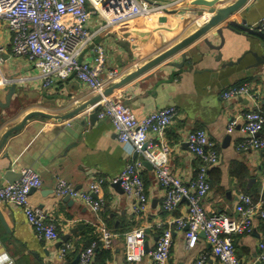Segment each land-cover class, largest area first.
<instances>
[{
  "label": "crops",
  "instance_id": "crops-1",
  "mask_svg": "<svg viewBox=\"0 0 264 264\" xmlns=\"http://www.w3.org/2000/svg\"><path fill=\"white\" fill-rule=\"evenodd\" d=\"M234 1L182 0L169 11L157 9L111 30H100L102 18L92 16L86 26L94 35L80 51L78 60L91 61V47L95 44L104 48L105 67L101 78L106 89L193 33L211 15L208 7H223ZM166 2L156 0L153 4ZM229 19L238 23L244 20L249 27L257 25L264 19V0H248ZM225 23L217 27L222 28ZM214 30L205 37L219 49H210L203 42L204 38H200L180 52L187 55L182 68L168 65L169 61H180L178 53L108 96L128 106L136 117L167 106L176 107L177 115L166 128L164 140L170 147L169 170L185 184L191 181L198 167V160L188 151L186 133L204 130L217 149L219 160L208 169L212 185L203 199V206L208 214L225 213L239 217L235 211L238 195L242 192L251 196L260 193L264 156L256 149L240 147L244 138L241 125L245 114L254 110L255 102L246 96L224 99L222 92L231 86L249 83L255 91L258 107L263 108L264 63L258 67L251 66L255 62L251 49L260 53L253 35L240 29L222 28L221 42ZM121 36L130 40H123ZM0 39L5 47L0 64L2 104L10 87L15 88L9 104L0 105V137L27 113L61 115L97 95L73 76L43 86L42 77L27 59L12 54L9 32L2 23ZM218 53H221L220 58ZM112 68L119 69L120 75L110 82L106 75ZM95 108L96 118L90 122L88 113ZM100 108L97 101L63 121L35 115L7 138L0 152V185L7 183L3 173L9 166L17 171L30 167L39 173L41 186L29 193V202L54 221L59 238L52 241L39 239L23 211L2 202L0 215L4 224L0 221V264H61L63 260L59 257V250L62 237H68L67 242L73 245L65 258L67 264H73L78 252L86 245L87 237L83 233L103 224L114 233L111 258L106 264H153L149 252L154 248L155 237L164 228H170L172 236L168 264H193L199 255L205 256L203 264H220L211 253L203 232L198 233L191 249L185 248L186 227L178 228L173 220L186 213L187 201L183 199L176 209L165 211L162 208L164 188L152 167L143 166L141 172L147 196L146 210L139 214L132 211L131 201L120 187L113 186L111 179L127 162L138 159L140 155L130 145L117 140L109 119L98 117ZM75 119L80 122L71 126L76 134L74 137L61 128ZM233 121L235 125L228 131V125ZM148 136L155 138L152 133ZM72 143L76 144L68 147ZM59 179L66 180L76 189H85L89 183L102 180L99 192L94 195L104 202L101 210L98 213L91 211L80 198L64 200L65 197L56 196L53 189ZM139 226L145 228L149 251L139 261L128 262L124 256L122 230ZM263 233L264 220L255 216L250 233L233 236L235 252L242 264L257 263V243Z\"/></svg>",
  "mask_w": 264,
  "mask_h": 264
},
{
  "label": "built area",
  "instance_id": "built-area-1",
  "mask_svg": "<svg viewBox=\"0 0 264 264\" xmlns=\"http://www.w3.org/2000/svg\"><path fill=\"white\" fill-rule=\"evenodd\" d=\"M181 1L167 0L165 4H153L156 0H0V24H4L9 32L12 54L27 59L42 77L43 86L73 76L91 91L102 95L104 48L95 44L91 47V61L78 60L80 51L91 42L94 35L86 26L90 17L99 15L102 18L99 29L111 30L117 25L149 15L157 9L173 8ZM261 24L264 26V19ZM121 39L130 40L125 36H121ZM4 48L0 39V64L3 62ZM119 75V69L112 68L108 70L106 79L113 82ZM240 96H246L255 102L254 110L244 116L241 125L244 138L240 147L256 149L264 156V138L260 136L264 124V109L258 107L255 91L245 82L222 92L224 99ZM99 104L101 108L98 117L108 118L117 140L130 145L140 155L138 159L127 162L120 173L111 179V183L119 182L122 192L132 203V211L143 213L147 207L141 174L143 161L146 160L164 188L162 208L170 212L183 199L187 201L186 213L173 220L178 228L186 227L185 248L191 249L198 233L203 232L210 244L211 253L220 264H242L235 252L233 236L250 233L255 216L264 220V170L258 199L255 200L246 193L238 195L235 211L239 213V217L225 213L208 214L203 206V199L210 191L207 171L218 163L219 154L207 133L202 129L189 130L186 133L188 151L198 160V167L191 181L185 184L169 170L170 147L164 140L166 128L177 115L175 106H167L136 117L128 106L109 96H102ZM234 125L235 121L230 123L228 131ZM149 133L154 134L155 138L149 137ZM19 172L21 176L17 181L0 185V203L7 202L20 208L39 239L57 240V225L47 213L29 202L31 190L41 186L39 173L30 167L21 168ZM101 182L102 180H98L89 183L85 189H76L66 180L59 179L53 192L58 197L80 198L91 211L98 213L104 202L94 195L99 192ZM95 231L102 247L111 249L114 233L104 224ZM145 235L146 231L142 226L134 227L123 234L126 261L137 262L144 255ZM95 245L96 242H93L78 252L77 264H91ZM171 246V230L164 228L149 252L153 264H168ZM71 249V243H62L59 250V257L63 260L61 264H67L65 258ZM257 250V261L264 264V233L257 243ZM204 262L205 256L199 255L193 264Z\"/></svg>",
  "mask_w": 264,
  "mask_h": 264
},
{
  "label": "water",
  "instance_id": "water-1",
  "mask_svg": "<svg viewBox=\"0 0 264 264\" xmlns=\"http://www.w3.org/2000/svg\"><path fill=\"white\" fill-rule=\"evenodd\" d=\"M247 1L248 0H235L231 4L223 6V7H216L215 8V7H213V5L208 7V8H210L209 10L211 12V15L209 17H207V19H205L204 23H202L193 33L184 37L178 43L174 44L173 46H171L167 50L156 55L152 59L146 61L143 65L137 67L134 71L128 73L127 75L122 77L119 81H116L111 86L104 89L102 95L97 94V95L93 96L91 99H89L88 101H86L85 103L80 104V105L74 107L73 109H71L70 111H68L64 114H61V115H51V114H45V113L35 112V111L27 113L19 122L15 123L14 125H11L2 133V135L0 137V152L3 149L7 138L10 135H12L14 132L19 131L32 116H35V115L45 116L47 118H52V119H55L58 121H63L65 119L72 118L73 116L77 115L82 110H84L88 105H92V104L96 103L97 101H99L102 98V96H108L113 90L125 85L126 83L130 82L131 80H133L134 78H136L140 74L146 72L147 70L151 69L152 67H154V66L160 64L161 62L168 60L172 56L180 53L187 46L194 43L196 40H198L200 38H204L203 42L210 49H216V48L219 49L220 48L219 46L217 47V46L213 45L211 43L210 39L208 37H205L213 29H215L214 32L219 37L221 42H223L222 28L230 29V30L240 29V30H242L248 34L253 35L256 39L254 41L257 43V47H259V49H260V53H258V51H254L253 49H251V53L255 58V62L251 66L252 67H258L259 65L264 63V26L260 22L253 27H249L246 25L244 20L242 21V23H238V22L234 21L233 19H229L235 12H237L243 5H245V3ZM169 10L167 9L165 11H169ZM224 21H226V23L222 26V28L217 27L219 24H221ZM134 34L137 35V33H135V32H134ZM139 35L143 36V34H141V33H139ZM253 43H252V45H255ZM220 57H221V53H218V58H220ZM186 60H187L186 53H180V61H169L168 65L178 67V68H182L184 66ZM14 89H15L14 86L10 87V89L8 90L6 97H5V103L2 104L0 102L1 106L4 107V106H7L9 104V101H10L11 95L14 92ZM96 109L97 108H95L90 113H88V119L90 122H92L93 119L96 118ZM74 122L79 123L80 121H79V119H75V121H73L67 125H63V127L61 129H64L70 135L75 137L76 134H74L73 130L71 129V126L74 124ZM74 144H76V143H72L68 147H70ZM143 165L146 167H151V164L146 160L143 161ZM20 176H21L20 172L15 170V169H12L11 166H9L3 173V179H5L7 181V183H9V184L17 181L20 178ZM113 186H115L116 188H119L120 187L119 182L113 183ZM120 189H121V187H120ZM64 197H65L64 200L70 199L69 196H64ZM0 221L4 224V221H3V218L1 217V215H0ZM73 232L74 231H72V233ZM66 238H68V237H62L61 242L67 241ZM155 240H157V237H155ZM148 251H149L148 243L145 241L144 252L147 253ZM77 261H78V255H77L76 259L74 260L73 264H77ZM256 264H261V263L259 261H257Z\"/></svg>",
  "mask_w": 264,
  "mask_h": 264
},
{
  "label": "trees",
  "instance_id": "trees-1",
  "mask_svg": "<svg viewBox=\"0 0 264 264\" xmlns=\"http://www.w3.org/2000/svg\"><path fill=\"white\" fill-rule=\"evenodd\" d=\"M261 109H264V107ZM260 136L264 138V124L262 126ZM207 177H208V171H207ZM208 180H209V178H208ZM209 183H210V181H209ZM210 184L212 185V183H210ZM242 193H246V192H242ZM246 194H248V193H246ZM252 197L255 200L258 199L259 193L258 192L255 193V195H253ZM263 197H264V193H263ZM263 209H264V205H263ZM106 227L108 228V226H106ZM129 230L123 229L122 234H124L125 232H127ZM161 231L159 232V234L161 233ZM83 234L86 235V237H87L86 245L84 246V248L89 246L91 243L96 242V245L94 248V256H93V260H92L91 264H106L107 260H109L111 258V249H106V248L102 247L101 243L98 242V233L95 231L94 228H90L87 232H84Z\"/></svg>",
  "mask_w": 264,
  "mask_h": 264
}]
</instances>
